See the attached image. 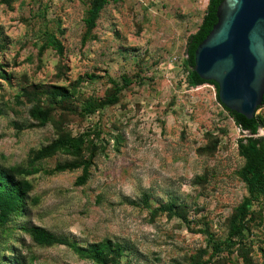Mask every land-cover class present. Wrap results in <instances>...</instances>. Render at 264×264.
I'll use <instances>...</instances> for the list:
<instances>
[{"label": "rangeland", "instance_id": "1", "mask_svg": "<svg viewBox=\"0 0 264 264\" xmlns=\"http://www.w3.org/2000/svg\"><path fill=\"white\" fill-rule=\"evenodd\" d=\"M206 5L0 0V264H264V197L227 240L247 134L186 83Z\"/></svg>", "mask_w": 264, "mask_h": 264}, {"label": "water", "instance_id": "2", "mask_svg": "<svg viewBox=\"0 0 264 264\" xmlns=\"http://www.w3.org/2000/svg\"><path fill=\"white\" fill-rule=\"evenodd\" d=\"M186 56L191 85H212L218 104L254 133L264 105V0H209Z\"/></svg>", "mask_w": 264, "mask_h": 264}, {"label": "trees", "instance_id": "3", "mask_svg": "<svg viewBox=\"0 0 264 264\" xmlns=\"http://www.w3.org/2000/svg\"><path fill=\"white\" fill-rule=\"evenodd\" d=\"M91 12L96 14L98 9L101 7L102 0H91ZM209 7V0H207L206 9L204 15L201 19L199 26L197 27L196 31L189 37V40L186 44L185 48V56L186 50L190 40L194 37L197 33L198 29L200 28L207 10ZM91 13V15H92ZM184 68L186 70V83L189 86H192L190 83V75H191V68L186 56L184 61ZM205 83H200L196 86L204 85ZM209 85V84H208ZM194 86V87H196ZM212 86V85H210ZM213 87V86H212ZM214 88V87H213ZM215 94V90H214ZM260 107H264L261 105ZM258 107V108H260ZM223 108V107H222ZM257 108V109H258ZM224 109V108H223ZM225 110V109H224ZM226 111V110H225ZM227 112V111H226ZM228 113V112H227ZM234 124L240 129L241 132H245L237 123L236 119L228 113ZM252 121L255 125L254 133H247V136L244 137L242 140H239L237 147L239 151L240 157L243 159L244 164L241 171V177L246 186V193L247 196L243 198L239 208L236 212L229 218L227 222V240L230 241L231 239L240 235V232L243 230V221L247 217L248 214V206L253 202L257 201L260 198L264 197V137H256L258 133V129L260 128V123L257 120L256 116L252 118ZM67 143V142H65ZM65 145V144H63ZM21 195L23 192L19 183L14 182L11 176L5 174L4 172H0V200L3 203L5 208H8L12 204L17 203L18 208L17 212L22 213V206H21ZM20 204V205H19ZM166 211V210H163ZM33 237L37 240H44L48 239V235L42 232L39 229L32 230ZM220 250L218 245H214L212 247V255H215Z\"/></svg>", "mask_w": 264, "mask_h": 264}]
</instances>
